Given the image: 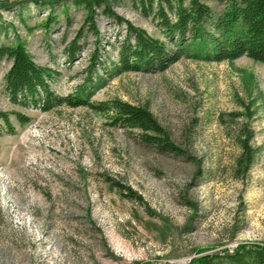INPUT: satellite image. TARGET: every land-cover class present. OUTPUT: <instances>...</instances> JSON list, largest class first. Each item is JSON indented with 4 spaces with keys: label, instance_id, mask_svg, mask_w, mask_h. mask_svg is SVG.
<instances>
[{
    "label": "rangeland",
    "instance_id": "obj_1",
    "mask_svg": "<svg viewBox=\"0 0 264 264\" xmlns=\"http://www.w3.org/2000/svg\"><path fill=\"white\" fill-rule=\"evenodd\" d=\"M102 3L162 39L130 0ZM93 8L98 37L83 24L84 3L0 0V46L22 43L38 66L56 72L51 90L66 96L82 84L94 49L114 62L124 36L102 6ZM80 28L70 62L65 48ZM8 67L0 62V111L14 129L0 121V264H189L206 255L230 264L226 256L237 250L252 264L250 252L264 248V64L181 58L163 72L109 77L98 65L107 81L91 102L146 108L174 153L87 107L12 104Z\"/></svg>",
    "mask_w": 264,
    "mask_h": 264
},
{
    "label": "trees",
    "instance_id": "obj_2",
    "mask_svg": "<svg viewBox=\"0 0 264 264\" xmlns=\"http://www.w3.org/2000/svg\"><path fill=\"white\" fill-rule=\"evenodd\" d=\"M144 17H150L162 39L148 35L143 29L133 26L118 16L103 0L84 3L86 16L83 24L95 37L99 32L94 21L95 6H102L107 20L123 28L124 36L118 41L116 60L106 65L100 60L98 49L89 58V66L82 84L66 96L55 94L49 83L56 72L38 66L26 52L22 43L0 46V62L8 61L4 75V88L14 105L37 107L49 112L58 106L69 108L87 107L94 112L107 114L108 125L139 132L140 141L154 147L160 153H174V146L153 115L142 107H135L119 100L91 102L92 96L107 80L97 74V66L104 73L117 76L126 72L158 73L181 58L204 62L234 61L246 57L264 64V0H130ZM37 3V2H36ZM50 10V9H49ZM50 15V14H48ZM52 21L47 18L46 27ZM84 28L65 48L66 58L72 62L79 51V39ZM98 42V41H97ZM108 67L110 69L108 70ZM20 124L28 119L13 113ZM0 121L7 132L14 133L9 114L0 111ZM251 134L240 140L243 151H248ZM252 264H264V248L252 250ZM219 256H202L189 264H222L215 262ZM230 264H247L241 250L226 256Z\"/></svg>",
    "mask_w": 264,
    "mask_h": 264
}]
</instances>
